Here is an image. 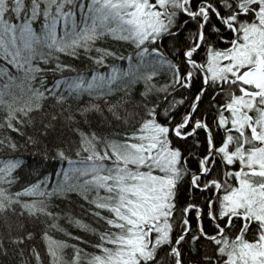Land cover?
<instances>
[{
	"label": "snow or ice",
	"instance_id": "1",
	"mask_svg": "<svg viewBox=\"0 0 264 264\" xmlns=\"http://www.w3.org/2000/svg\"><path fill=\"white\" fill-rule=\"evenodd\" d=\"M0 66V104L105 101L16 191L47 194L48 264H264V0H0Z\"/></svg>",
	"mask_w": 264,
	"mask_h": 264
},
{
	"label": "trees",
	"instance_id": "2",
	"mask_svg": "<svg viewBox=\"0 0 264 264\" xmlns=\"http://www.w3.org/2000/svg\"><path fill=\"white\" fill-rule=\"evenodd\" d=\"M64 59L72 63L68 57H64ZM51 78L49 76L50 80ZM117 100L118 97H112L109 102L115 103ZM39 103L40 98L35 89L29 90L25 86L23 90L17 88L15 96L9 97L8 103L0 104V167L3 169L0 171V264H40V260L35 259L37 250H39L44 264H48L45 249L53 246L52 241L47 237L43 242L41 240V232L51 225V219L44 214L47 211V194L43 197L39 195L17 196L16 191L25 185H31L37 179V176L31 174V161L39 159L44 154L46 143L49 147L53 143L63 144L64 151L70 153V150L75 147L73 142L76 137L73 129L77 127L78 122L82 126V118L79 113L92 104L105 106L104 100L91 99L85 95L79 99L71 98L62 102L49 99L44 103L43 110L29 113L28 110L36 108ZM53 114L56 116L54 121L51 120ZM45 122L55 126L53 130H50L47 140L38 136L41 126ZM14 128L22 135L13 131ZM29 135L33 139H39L40 142L38 144L30 143ZM13 144L16 145V150H13ZM48 157L52 159L51 151L48 152ZM15 159H23L26 164L9 175V162ZM62 164H66V161H57V166ZM79 202L75 195L71 196L74 211H80L75 208ZM52 203L59 204L61 208H64L69 204V201L56 199ZM47 230L51 231V227H48ZM28 232L35 234L32 239L24 238ZM54 235L59 236V233H54ZM21 238H24L22 243L20 242ZM87 238L95 239V237ZM21 250H23L22 255ZM68 255H71V249L68 250ZM53 264H70V261L60 255Z\"/></svg>",
	"mask_w": 264,
	"mask_h": 264
}]
</instances>
